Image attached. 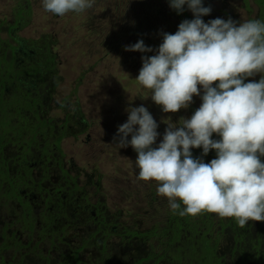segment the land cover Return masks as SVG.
Here are the masks:
<instances>
[{
	"label": "clouds",
	"instance_id": "obj_1",
	"mask_svg": "<svg viewBox=\"0 0 264 264\" xmlns=\"http://www.w3.org/2000/svg\"><path fill=\"white\" fill-rule=\"evenodd\" d=\"M94 3L42 0L45 11L60 17ZM168 3L177 14L187 5L194 18L183 20L174 34L162 32L157 49L141 39L125 51H155L142 56L135 79L164 113L189 108L194 96L202 103L190 118L164 121L157 146L159 124L147 107L130 104L128 119L113 139L120 148H133L137 178L157 182V194L167 198L173 214L215 213L235 218L241 228L264 221V21L229 17L206 23L202 17L212 9L202 0ZM256 74H262L258 81L245 82ZM193 148H202L203 156L215 150L216 158L206 163L193 156Z\"/></svg>",
	"mask_w": 264,
	"mask_h": 264
},
{
	"label": "flooded vegetation",
	"instance_id": "obj_2",
	"mask_svg": "<svg viewBox=\"0 0 264 264\" xmlns=\"http://www.w3.org/2000/svg\"><path fill=\"white\" fill-rule=\"evenodd\" d=\"M22 5L17 0L0 10V60L16 67L13 73L0 69V98L6 103L0 107V264H114L109 252L116 247L117 261L129 264V224L102 197H91L101 192L100 178L64 148L67 136L78 141L84 134L91 143V134L82 110L62 118L53 112L54 90L46 80L54 77L55 57L37 39L20 34L32 11L29 2L28 8ZM68 96L62 99L65 109ZM259 225L254 221V229ZM152 259L164 260L147 257L135 264Z\"/></svg>",
	"mask_w": 264,
	"mask_h": 264
},
{
	"label": "rangeland",
	"instance_id": "obj_3",
	"mask_svg": "<svg viewBox=\"0 0 264 264\" xmlns=\"http://www.w3.org/2000/svg\"><path fill=\"white\" fill-rule=\"evenodd\" d=\"M27 2L32 11L20 34L37 39L42 46L51 45L55 56L54 77L50 83L46 80V87L54 90L49 95L53 112L62 118L64 112L82 110L91 134V143L84 141V134L78 141L67 136L63 141L65 150L88 171L95 172V179L100 178L101 192H92L93 199L102 197L108 207L120 212L119 221L133 227L139 225L140 230L150 228L165 216L157 211L155 205L148 203L140 191L141 186L144 189L147 183L137 178V153L131 146L127 147L129 150L120 148L113 139L118 128L107 129L106 125L112 122L105 124V121L109 117L127 114L125 110L134 101V107L143 105L148 108L159 124L157 141L163 139L165 118L171 119L170 115L174 113H164L161 106L151 100L150 90L135 79L142 67V56L156 53H140L139 59L133 60L125 46L133 40L143 39L146 46L157 49L162 43L161 33L174 34L183 20L194 18L193 13L185 5L183 13L177 15L168 0H95L91 9L81 13L69 12L60 17L45 11L42 0H20L24 8H28ZM202 2L212 9L209 15L202 17L206 23L211 19L227 20L229 17L237 22L259 20L261 6V13H264V0ZM14 4L17 5V0H5L0 10L5 12ZM6 67L11 73L16 71L15 62L11 61L6 66L0 60V69ZM66 95H69L66 100L69 101L68 109L62 105ZM14 102L19 104L21 100L15 97ZM0 107H6L2 97ZM84 181L88 185V180ZM119 241L117 237L112 240L114 245ZM129 241L131 254L126 262L135 264L141 258L149 257V243L144 238L133 236ZM109 257L111 263L121 264L117 261L121 260L117 247L109 252ZM145 263L156 264L154 259ZM159 264L166 262L161 260Z\"/></svg>",
	"mask_w": 264,
	"mask_h": 264
},
{
	"label": "trees",
	"instance_id": "obj_4",
	"mask_svg": "<svg viewBox=\"0 0 264 264\" xmlns=\"http://www.w3.org/2000/svg\"><path fill=\"white\" fill-rule=\"evenodd\" d=\"M262 10L261 6L259 20L264 21ZM177 15L180 16V14ZM136 42L133 40L129 45ZM43 50L45 54L51 52V45ZM129 53L133 60H137L141 52L129 51ZM261 75L249 77L245 82L258 81ZM201 103V98L194 96L189 108L170 115L171 121L178 123L181 117L190 118ZM130 104L134 107V101H131ZM119 116L120 118L117 120ZM119 116L109 117L105 124L110 121L112 124L109 123L106 128L112 130V128H118L119 125L125 123L128 119V112ZM165 122H167L166 118ZM164 126L167 127V124L164 123ZM212 138L220 139L216 134H213ZM161 141H156L154 146H157ZM126 149L128 148L126 147ZM191 151L194 157H202L206 163L216 158L215 150L210 151L206 156H203L202 148H193ZM138 172L139 169L136 171L137 176ZM145 183H147L144 184L145 188L143 189L142 186L140 188L141 193L149 200L148 203L155 205L157 211L163 214L165 219L155 221L150 228L144 231L138 229L139 225L134 227L129 225V237L139 234L138 237L144 238L149 243V258H163L166 264H187V261H189L188 264H229V262L264 264V221H260L259 228L254 229V221H249L245 227L241 228L235 218H221L215 213L203 212L196 216L181 217L179 214H173L166 197L157 194V182L145 181ZM220 244L223 245L225 252L219 251Z\"/></svg>",
	"mask_w": 264,
	"mask_h": 264
}]
</instances>
